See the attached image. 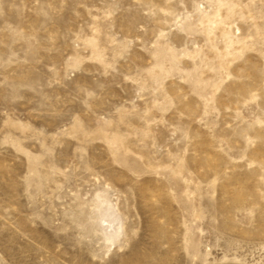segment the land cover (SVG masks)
I'll return each mask as SVG.
<instances>
[{
	"label": "rangeland",
	"instance_id": "1",
	"mask_svg": "<svg viewBox=\"0 0 264 264\" xmlns=\"http://www.w3.org/2000/svg\"><path fill=\"white\" fill-rule=\"evenodd\" d=\"M0 264H264V0H0Z\"/></svg>",
	"mask_w": 264,
	"mask_h": 264
}]
</instances>
